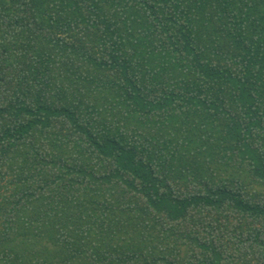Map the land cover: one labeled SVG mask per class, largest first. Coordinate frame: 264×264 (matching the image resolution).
I'll return each mask as SVG.
<instances>
[{
    "label": "trees",
    "instance_id": "obj_1",
    "mask_svg": "<svg viewBox=\"0 0 264 264\" xmlns=\"http://www.w3.org/2000/svg\"><path fill=\"white\" fill-rule=\"evenodd\" d=\"M0 264H264V0H0Z\"/></svg>",
    "mask_w": 264,
    "mask_h": 264
}]
</instances>
